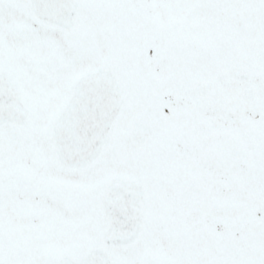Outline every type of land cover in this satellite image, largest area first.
Listing matches in <instances>:
<instances>
[{
  "label": "snow or ice",
  "instance_id": "6c2138e0",
  "mask_svg": "<svg viewBox=\"0 0 264 264\" xmlns=\"http://www.w3.org/2000/svg\"><path fill=\"white\" fill-rule=\"evenodd\" d=\"M0 264H264V0H0Z\"/></svg>",
  "mask_w": 264,
  "mask_h": 264
}]
</instances>
